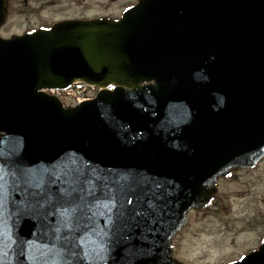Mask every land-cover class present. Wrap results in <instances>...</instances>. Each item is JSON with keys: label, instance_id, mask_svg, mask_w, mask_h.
<instances>
[{"label": "water", "instance_id": "95a60500", "mask_svg": "<svg viewBox=\"0 0 264 264\" xmlns=\"http://www.w3.org/2000/svg\"><path fill=\"white\" fill-rule=\"evenodd\" d=\"M76 80L97 97L44 91ZM262 159L264 0H138L117 20L0 38V213L72 212L55 230L0 215V264L53 260L66 234L94 264H185L172 239L189 210ZM229 264H264V241Z\"/></svg>", "mask_w": 264, "mask_h": 264}, {"label": "rangeland", "instance_id": "374dc122", "mask_svg": "<svg viewBox=\"0 0 264 264\" xmlns=\"http://www.w3.org/2000/svg\"><path fill=\"white\" fill-rule=\"evenodd\" d=\"M44 7L13 9L3 34H21L28 28L50 25L52 21L74 16H121L137 0H90L76 7L72 0H61ZM110 5L108 6V4ZM53 6V7H50ZM93 7L92 9H89ZM84 89L64 95L67 105L82 97ZM217 195L206 209L190 211L188 225L173 241L174 256L187 264H223L257 249L264 236V159L254 168L240 169L218 180Z\"/></svg>", "mask_w": 264, "mask_h": 264}, {"label": "flooded vegetation", "instance_id": "af4514ba", "mask_svg": "<svg viewBox=\"0 0 264 264\" xmlns=\"http://www.w3.org/2000/svg\"><path fill=\"white\" fill-rule=\"evenodd\" d=\"M51 1V4L54 6L55 4H61V0H6L7 5V17H6V22L0 27V36L3 38H10L15 34H11L10 36H5L3 34V28L7 25L8 20L10 19L12 15L13 9L18 7V4L23 2L24 6H31V5H36L37 7L44 8L46 7ZM74 2L73 4L76 5V7L84 6V5H89L92 4L90 0H72ZM110 3L108 4V6ZM50 6V7H53ZM93 7H90L89 9H92ZM103 17H110V16H103ZM120 16H115L113 18H118ZM95 18H100V17H95L93 16H74V17H63L58 20L52 21L51 24L54 22L58 21H65V20H72V21H81V22H88L90 20H94ZM50 24V25H51ZM32 28L26 29L24 32L21 34L17 35H22L24 33L29 32ZM234 174V173H233ZM204 210V209H202ZM0 215L3 216H24V217H30V218H37L44 223L42 227L37 226V228L40 229H57L58 227L55 225H52L51 223H54L55 220L54 217H61L60 218V223H63L64 228H68L66 223H71L70 217L72 215V212H66V211H31V212H1ZM22 228V226H21ZM58 240V249H59V256L53 260L47 259L42 262V264H94V259L91 254V249L89 247V242L87 245V248L85 249L82 246H79L77 244V247L74 245V239L72 236L66 234L62 236H57L56 237ZM264 238V236L262 237ZM75 252L76 256H73L72 253Z\"/></svg>", "mask_w": 264, "mask_h": 264}, {"label": "snow or ice", "instance_id": "6c2138e0", "mask_svg": "<svg viewBox=\"0 0 264 264\" xmlns=\"http://www.w3.org/2000/svg\"><path fill=\"white\" fill-rule=\"evenodd\" d=\"M0 171H2V170H0ZM4 183H5V177L3 174H0V190L3 189ZM64 195L71 198L73 196V192H65ZM2 207H3V201H2V199H0V209H2ZM65 211H67V209H65ZM72 255L75 256L76 253L73 252Z\"/></svg>", "mask_w": 264, "mask_h": 264}]
</instances>
